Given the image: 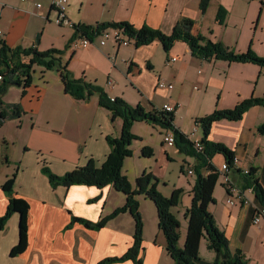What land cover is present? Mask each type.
Masks as SVG:
<instances>
[{
  "label": "crops",
  "instance_id": "0c3cea01",
  "mask_svg": "<svg viewBox=\"0 0 264 264\" xmlns=\"http://www.w3.org/2000/svg\"><path fill=\"white\" fill-rule=\"evenodd\" d=\"M53 0H0V27L11 47L36 45L39 50H63L62 63L74 77L100 86L110 97H122L147 110L178 104L174 124L191 140L203 131L196 118L218 109L234 108L251 97H264V68L253 62L204 59L192 53L187 42L178 40L166 51L160 40L136 46L119 45L109 39L100 45L95 38L75 49L71 41L76 28L55 21ZM37 3H41L38 6ZM68 17L75 24L127 21L135 27L149 25L170 34L183 17L194 21L193 32L222 41L236 52L252 48L264 56L263 0H68ZM175 58V59H173ZM163 79L173 88H160ZM3 78L0 79L2 84ZM4 103H20V118L0 124V215L9 202L1 185L16 172L14 184L17 210L0 233V264H98L110 256H121L134 242L135 219L122 212L100 229L72 222V216L98 221L126 203L125 193L112 184L104 187L75 184L52 186L44 165L62 175L93 159L101 166L111 151L109 137L121 134L123 120L112 118L99 103V95L76 99L66 92L58 69L36 66L31 85L10 84L1 96ZM264 106L254 105L238 120L219 119L208 139L224 143L240 161L230 172L243 187L241 170L256 168L264 187ZM201 128V131H200ZM199 129V130H198ZM169 130L145 120L135 121L132 155L122 168L132 185L145 171L157 177V187L166 196L182 189L180 202L172 208L180 219L179 245L184 246L196 174L187 173L197 159L165 141ZM150 147L153 154H144ZM226 161L216 154L212 162L220 168ZM177 164L178 170H174ZM222 175V174H221ZM214 189L209 205L218 226L234 250H241L246 264H264V221L255 225L253 190L245 189L248 203L228 202L230 192L223 183ZM244 188V187H243ZM144 220L140 255L144 264H175L166 249L154 201L139 195ZM26 220V229L24 228ZM26 237V244L19 246ZM206 237L200 245L201 264H215V253ZM110 264H135L133 260Z\"/></svg>",
  "mask_w": 264,
  "mask_h": 264
},
{
  "label": "trees",
  "instance_id": "16d2710c",
  "mask_svg": "<svg viewBox=\"0 0 264 264\" xmlns=\"http://www.w3.org/2000/svg\"><path fill=\"white\" fill-rule=\"evenodd\" d=\"M194 21L183 17L175 24L170 34L149 25L135 27L127 21L99 22L94 25L75 24L76 35H83L94 39L109 27H123L128 35L134 39L136 46L160 40L169 51L174 43L183 40L188 43L192 53L198 57L215 58L228 61L253 62L264 68V56L257 54L252 48L245 52H236L222 41H214L201 34L193 32ZM63 50L50 48L39 50L36 45L29 47H11L4 39L0 38V75L3 82L0 84V124L7 119L20 118L24 109L20 103H4L2 94L10 84L22 85L24 89L31 85L32 70L36 66L44 69H58L61 73L65 90L76 99H89L93 94L99 95V103L110 110L112 118H122L123 125L118 137H109L111 151L101 166H97L93 159L83 166L76 167L62 175L54 173L49 166L42 167L43 172L49 177L52 186H71L75 184L94 185L104 187L112 184L117 190L126 194V203L115 209L111 214L102 216L98 221L72 216V222L83 223L86 227L100 229L119 213L129 211L135 219L134 242L126 253L121 256H110L98 264L131 259L135 264H144L140 255L144 241V220L140 210L139 195H144L154 201L158 209L159 227L166 238V249L175 261V264H201L200 245L206 237L208 248L215 252V264H246V258L241 250H234L226 233L209 210V205L214 202V189L219 179V168L212 162L216 154H223L231 165L234 152L224 143L210 139L209 133L212 124L219 119L238 120L254 105L264 106V97H251L239 102L234 108L218 109L213 113L196 118L197 125L203 131L201 142L203 150H198L195 143L187 134L175 126L174 112L162 108L147 110L142 104L133 105L122 97H110L100 86L73 76L71 71L62 63ZM145 120L155 125L172 130L175 135V145L188 155L194 156L197 163L194 166L196 181L193 187V199L186 210L188 218V231L184 246L179 245L180 221L173 213L172 208L179 204L182 189H175L170 196L164 195L157 187L158 177L145 170L136 181L134 187L122 168L126 157L132 155L131 143L136 138L132 132L135 121ZM264 131V124L259 127ZM144 154L150 156L153 151L150 147L144 148ZM14 172L1 185L8 196L9 202L4 214L0 215V233L6 227L8 220L17 210L18 198L15 196ZM244 188L252 187L260 204L264 206V187L257 177V169L249 168V173L242 175ZM26 229V220H24ZM26 244L24 237L19 246Z\"/></svg>",
  "mask_w": 264,
  "mask_h": 264
},
{
  "label": "built area",
  "instance_id": "2783aa9c",
  "mask_svg": "<svg viewBox=\"0 0 264 264\" xmlns=\"http://www.w3.org/2000/svg\"><path fill=\"white\" fill-rule=\"evenodd\" d=\"M37 5L41 6L42 4L37 3ZM67 5H68V0H53L52 9L56 11L55 21L60 24H70L72 26H75V23L68 17ZM0 38L4 39V32L1 27H0ZM95 38L99 39L100 45L106 44L109 39H113V41H115V43L119 45H130L132 42H134V39H132L128 35V33L125 31L123 27L106 28L101 32V34H99ZM91 40L93 39H89L83 35H76L72 39L71 44L75 49H77L78 47L87 45L88 43H90ZM2 78L3 77L0 75V79ZM158 87L173 88L174 85L173 83H169L166 80L161 79L158 82ZM177 108H178V104H172V103H165L162 107V109H165L170 112H175ZM196 127H197V123L195 125L194 130H196ZM165 141L171 145H175V135L172 130H169L165 135ZM194 143H195V147L198 150H203L204 145L201 142V139L194 140ZM239 161H240L239 157L234 155L233 162L231 165L227 161H225L219 168V173L220 175L222 174L223 176V183L231 194V196H229L228 198V202L231 205H234L238 202L239 203L250 202V199L246 196L245 189L253 190L252 187L243 188L241 184L233 180L232 177L230 176V172L238 167ZM187 173L190 176L194 175L195 174L194 167H189ZM241 173L242 175L247 174L249 173V169L247 168L245 170H241ZM255 206H256V210L253 216V223L255 225H259L264 221V206L260 203L255 204Z\"/></svg>",
  "mask_w": 264,
  "mask_h": 264
},
{
  "label": "rangeland",
  "instance_id": "374dc122",
  "mask_svg": "<svg viewBox=\"0 0 264 264\" xmlns=\"http://www.w3.org/2000/svg\"><path fill=\"white\" fill-rule=\"evenodd\" d=\"M32 72H34V69L32 70ZM199 130V129H198ZM200 131H201V128H200ZM176 168L178 170V167H177V164H174V170L176 171ZM221 176L222 175H219V179H218V182L216 184V188H222L223 187V184H222V180H221ZM178 218V217H177ZM179 219V218H178ZM180 221V219H179ZM180 227H181V223H180ZM180 230V228H179ZM206 251H210V250H206ZM213 251V250H212ZM215 253V252H214Z\"/></svg>",
  "mask_w": 264,
  "mask_h": 264
}]
</instances>
